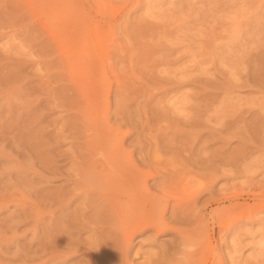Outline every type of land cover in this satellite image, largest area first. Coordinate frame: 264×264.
Segmentation results:
<instances>
[{"label":"rangeland","instance_id":"374dc122","mask_svg":"<svg viewBox=\"0 0 264 264\" xmlns=\"http://www.w3.org/2000/svg\"><path fill=\"white\" fill-rule=\"evenodd\" d=\"M0 264H264V0H0Z\"/></svg>","mask_w":264,"mask_h":264},{"label":"bare ground","instance_id":"6f19581e","mask_svg":"<svg viewBox=\"0 0 264 264\" xmlns=\"http://www.w3.org/2000/svg\"><path fill=\"white\" fill-rule=\"evenodd\" d=\"M201 1V0H200ZM193 2V1H192ZM177 4V3H176ZM238 37H239V35H238ZM240 38V37H239ZM229 39V38H228ZM233 50H234V48H233ZM226 51H227V49H226ZM225 51V52H226ZM232 56V55H231ZM129 97V96H128ZM120 99H121V97H120ZM138 102V104H139V101H137ZM125 103V102H124ZM133 103H136V101L134 102L133 101ZM132 103V104H133ZM129 104H130V102H129ZM132 104H131V106H132ZM138 104L137 105H133L134 107V111L136 110V107L138 106ZM128 106V105H127ZM136 106V107H135ZM138 110L140 111V108L138 107ZM126 111V110H125ZM132 112V111H131ZM130 112V113H131ZM135 114L134 115H136V113L137 112H134ZM127 115V114H126ZM137 116V115H136ZM129 117V116H128ZM110 118V117H109ZM118 118V117H117ZM136 118V117H135ZM139 118V117H138ZM133 120V119H132ZM108 131V134H109V132H112L111 131V129H108L107 130ZM110 140H112L111 138L110 139H108V141H106V143H102L101 142V144L98 146V148L97 149H99V152L102 154V158L104 159V161L107 163V165L113 170V172L114 173H118V171H120V169L118 168V166H117V162H116V160H115V157L113 156V151H114V149L116 148V146L115 145H110V144H108V142L110 141ZM147 150H148V148H147ZM87 168H88V165H87ZM88 173H90V172H88ZM105 175V174H104ZM93 177H95V176H93ZM95 179H98V178H95ZM105 178H102V180H104ZM94 180V179H93ZM99 180V179H98ZM108 180V179H107ZM114 181V180H113ZM130 200V199H129ZM101 208V207H100ZM106 221V220H105ZM151 221V220H150ZM74 228V227H73ZM75 242V241H74ZM165 242V241H164ZM169 242V241H168ZM61 243V242H60ZM59 243V244H60ZM73 243V242H72ZM165 244V243H164ZM167 244V243H166ZM169 244H171V242H169ZM180 248V247H179ZM175 253V252H174ZM157 254V253H156ZM105 261V260H104Z\"/></svg>","mask_w":264,"mask_h":264}]
</instances>
